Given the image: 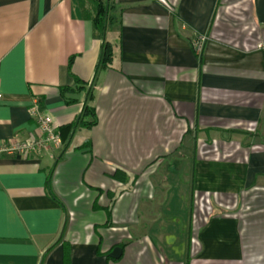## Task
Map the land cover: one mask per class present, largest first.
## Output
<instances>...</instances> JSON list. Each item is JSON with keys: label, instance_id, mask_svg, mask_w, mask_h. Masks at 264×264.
<instances>
[{"label": "crops", "instance_id": "1", "mask_svg": "<svg viewBox=\"0 0 264 264\" xmlns=\"http://www.w3.org/2000/svg\"><path fill=\"white\" fill-rule=\"evenodd\" d=\"M94 11L0 0V264H264V0ZM33 100L67 144L14 149Z\"/></svg>", "mask_w": 264, "mask_h": 264}, {"label": "built area", "instance_id": "2", "mask_svg": "<svg viewBox=\"0 0 264 264\" xmlns=\"http://www.w3.org/2000/svg\"><path fill=\"white\" fill-rule=\"evenodd\" d=\"M206 38L200 36L194 42L196 50H200L205 43ZM28 115L35 123L36 137L31 141H25L15 145L14 149L22 151L25 154H41V152H49L51 148H61L63 142L57 129L53 125L52 119L46 115L39 107L36 100H33L29 109ZM0 151L10 152L12 149L1 147Z\"/></svg>", "mask_w": 264, "mask_h": 264}, {"label": "trees", "instance_id": "3", "mask_svg": "<svg viewBox=\"0 0 264 264\" xmlns=\"http://www.w3.org/2000/svg\"><path fill=\"white\" fill-rule=\"evenodd\" d=\"M109 6H110V0H95V11H94V15L91 17V22L94 29L99 31L103 37L105 35L106 26L108 23ZM112 55L113 54H112L111 45L107 41L103 40L99 66L107 67L108 65H110L112 61ZM89 95H90V90L88 92L87 91L85 92V102L82 105L81 112L77 119V125L84 127H91L96 123L94 108L88 103ZM74 126L75 124L72 127L71 126L66 128L63 127L57 131L63 143H65L66 140H67L66 144L68 143V140L71 137L70 133L74 129ZM64 132H69L68 137H64V135L62 134ZM116 177H118L117 174Z\"/></svg>", "mask_w": 264, "mask_h": 264}, {"label": "water", "instance_id": "4", "mask_svg": "<svg viewBox=\"0 0 264 264\" xmlns=\"http://www.w3.org/2000/svg\"><path fill=\"white\" fill-rule=\"evenodd\" d=\"M88 91H89V89L87 90V92H88ZM84 102H85V100H84ZM84 102H83V103H84Z\"/></svg>", "mask_w": 264, "mask_h": 264}]
</instances>
